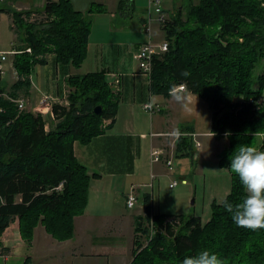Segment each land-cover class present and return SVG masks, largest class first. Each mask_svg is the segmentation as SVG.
Here are the masks:
<instances>
[{
    "label": "trees",
    "instance_id": "obj_1",
    "mask_svg": "<svg viewBox=\"0 0 264 264\" xmlns=\"http://www.w3.org/2000/svg\"><path fill=\"white\" fill-rule=\"evenodd\" d=\"M127 2L120 0L119 8L124 10ZM107 11L99 2L77 10L71 0L49 1L34 11H11L22 44L13 55L18 79L9 95L0 84V237L15 217L29 242L40 223L60 241L74 235V219L84 213L91 178L97 175L78 160L74 144H89L113 125L118 95L106 72L94 71L68 78V103H52L53 116L20 111L8 96L18 98L20 89L29 87L36 65L46 64L51 52L58 62L80 67L87 57L94 16ZM33 12H45L47 17L30 21L26 17ZM161 25L168 49L153 58L151 90L169 95L184 84L209 103L214 136L229 133L219 164L232 175L225 199L237 203L245 190L230 169V156L241 145L264 148V0L192 1ZM99 104L103 110L96 114ZM105 120L109 122L103 126ZM185 129L176 142L182 156L191 154L194 145L193 137L184 134L193 130ZM150 198L146 197L145 215L137 219L130 264H181L185 256L204 249L226 264H264V229L237 227L222 202L213 203L206 223L196 216H177L173 224L152 212Z\"/></svg>",
    "mask_w": 264,
    "mask_h": 264
},
{
    "label": "crops",
    "instance_id": "obj_2",
    "mask_svg": "<svg viewBox=\"0 0 264 264\" xmlns=\"http://www.w3.org/2000/svg\"><path fill=\"white\" fill-rule=\"evenodd\" d=\"M49 1L57 0H0V15H7L15 31H18L13 23L11 11L42 9ZM119 1L71 0L74 8L81 11H85L93 2L107 5V12L94 16H114L112 25L108 23L107 29L104 30V34L107 32L106 37L99 41L92 40L97 28L92 29L88 55L80 67L60 64L56 73H51L49 68L44 72L37 71V83L32 81L31 74L29 87L22 88L25 96L19 97L26 98L27 109L33 112L34 108L40 105L41 97L46 94L54 98L53 103L67 104V80L71 75L82 76L101 70L106 72L119 99L115 121L89 144L76 141L74 150L78 160L87 167L89 173L97 174L91 178L90 193L93 184L100 192L114 191L116 198L122 199L125 211L121 215L115 213L119 212L113 209L117 199L92 197L89 208L74 219L73 237L64 241L56 239L40 223L35 227L33 239L29 242L22 237L19 218L15 217L0 237V264H78L79 260L80 264H130L135 253L137 219L145 215L146 197L150 195L151 204L153 201V194L145 190L150 186L146 179L153 181L154 178L164 175L167 169L165 160L179 155L176 151L177 137L173 135L174 131L178 129L182 133V128H187L192 129L196 136L201 132L214 135L211 131L212 109L204 98L187 89H173L169 95L152 92L150 76L142 71L136 56L140 45L147 40L145 22L149 0H128L124 10L119 8ZM192 1L198 0H161L162 7L169 17ZM135 15L139 17L144 31L139 25L131 26L128 22L125 23L126 21H123L122 25L116 23L117 17L130 16L132 20ZM129 28H134L133 33L137 36L133 41L122 39V34H127ZM152 30L153 39L161 43L166 41L160 23L153 24ZM17 37L21 43L12 45L11 50L22 44L19 33ZM131 42L136 44V47L130 50ZM11 55V65L17 73L13 66V54ZM49 57L50 53L46 56L47 61ZM36 70L35 68L34 71ZM44 76L48 78L45 91ZM9 79L1 78L0 84L5 85ZM10 91H5V94L9 95ZM177 95L184 97L182 103L175 99ZM146 103L153 104L154 110L145 109L143 105ZM175 103L178 109L175 108ZM49 109L45 107L44 114L48 113ZM173 109L179 115L178 118L176 114L173 116ZM202 127L205 128L200 129ZM153 146L165 151L159 162H153L151 159ZM105 179H109L111 183H105ZM131 191L136 192L137 203L141 201V206L132 213H126L134 208L127 204V194ZM101 208L108 210L102 211Z\"/></svg>",
    "mask_w": 264,
    "mask_h": 264
},
{
    "label": "rangeland",
    "instance_id": "obj_3",
    "mask_svg": "<svg viewBox=\"0 0 264 264\" xmlns=\"http://www.w3.org/2000/svg\"><path fill=\"white\" fill-rule=\"evenodd\" d=\"M110 1L112 2V0ZM155 7L156 5L150 6L148 3V7L146 8V15L148 16V13L150 11L152 13V16L156 18L157 12L155 11ZM168 8L171 9V7ZM98 14H102V13H98ZM46 17L47 14L45 12H37V14L35 15V20H44L46 19ZM113 20H114V16L111 14L103 15L102 17L96 16V18H94V20L92 21L93 23L91 26V30L97 28V30L94 32V35L92 36V40L99 41L100 39H104L107 34V32H105L104 34V30L107 29L108 23L112 25ZM115 20L116 23H118V25H122L123 21H126L125 23L128 22V25L131 26L139 25L141 30L144 31L141 26L140 19L137 15H135V18H133L132 20L130 16L125 18L117 17ZM156 22L157 21H155L154 24ZM133 32H134V28L132 29L129 28L127 34H122V39H125L127 41L135 40L137 36ZM17 36H18V31H15L7 15L1 14L0 15V49L1 50L0 51H2V49L11 50L12 49L11 47H13L12 45H14L15 43L17 44L18 42L21 43L20 39ZM146 37L148 40L147 31H146ZM153 38H154V33H153ZM153 41L157 44L161 43V41H157L156 39H153ZM142 44L138 48V51L140 50ZM134 47H136V44L131 42V44H129V49L131 50ZM90 53H92V50ZM11 56L12 55L9 54L6 63V73L2 78V79L10 78L9 81L7 82L5 81L6 91H10L11 85L14 83V81L18 79L17 77L18 74L14 72V69L12 68L11 65V59H12ZM60 64H65V63L58 62L56 53L51 52L50 57L46 64H42L43 65L42 67H37V66L35 67L37 70L32 73V81L37 83V77H36L37 71L43 70L44 72V70L49 68V70H51V73H56L57 68ZM66 64L70 66H74L71 63H66ZM262 64L263 63L261 62L257 66L255 72L256 74L261 71ZM47 79L48 78L44 76L43 83L46 81L43 85L44 91L46 88L45 85L47 83ZM22 91L23 89H20L19 91L20 96H25L24 91L23 92ZM175 108L178 109L176 103H175ZM175 112L176 111H174L173 109L172 112L173 116L176 114ZM176 115L178 118L179 115L178 114ZM104 124L105 123H103V126ZM204 128L205 127H202L200 129H204ZM189 133L186 134L189 135ZM196 138L197 141L200 142V145L198 146L197 143L194 142L193 150L191 154L187 156H182L180 154L175 156L172 159L173 161L172 169H170L167 166L166 167L167 169L165 170L166 173L164 175H160L154 178L153 181L150 178L146 179V181L150 183L149 184L150 186L145 188V190L150 191V193L153 194V201L151 206L153 212L159 214L162 218L166 219L167 221L169 220V222H172L173 224L176 223L177 216L178 217L183 216L186 218L196 216V217H200L203 223H206L208 220H210L212 216L213 203L222 202L228 196V194L232 189V175L230 170L228 168L220 166L219 164V153L228 145V138L226 136L222 138H217L214 135H209L204 132L199 133V135L196 136ZM256 147H259V145H257ZM262 150H264V148ZM168 168L170 170H168ZM161 171H163V169ZM182 176H185L187 183L181 182ZM175 181L176 184H174V186H171L170 184L174 183ZM104 182L107 184L111 183L109 182V179H105ZM90 188H91V181L89 186V195H88L86 210L89 208V205L93 200L92 197H96L97 199H104V198L108 200L117 199L115 201V206L113 207V209L119 212H115V213L121 215L125 211V206L122 199L120 197L116 198L114 191L108 190L107 192L104 191L100 192L97 190V188L94 187L93 184L92 191L90 193ZM140 206H141V201L139 203H136L134 208L130 211H127L126 213H132L135 210H138ZM101 209L102 211L108 210V208H101ZM145 225H147V222H145ZM142 242L146 244L145 236L142 238ZM78 264H80V260Z\"/></svg>",
    "mask_w": 264,
    "mask_h": 264
},
{
    "label": "clouds",
    "instance_id": "obj_4",
    "mask_svg": "<svg viewBox=\"0 0 264 264\" xmlns=\"http://www.w3.org/2000/svg\"><path fill=\"white\" fill-rule=\"evenodd\" d=\"M187 76L188 73H182ZM175 99L183 102L184 97L177 95ZM213 133V132H212ZM256 132L254 135H259ZM173 135H181L175 130ZM229 133H226V136ZM230 169L239 178L245 195L237 203L224 199L222 205L237 227L252 231L264 229V150L251 145H241L238 151L230 156ZM181 264H226L225 260L207 249L195 255L185 256Z\"/></svg>",
    "mask_w": 264,
    "mask_h": 264
},
{
    "label": "built area",
    "instance_id": "obj_5",
    "mask_svg": "<svg viewBox=\"0 0 264 264\" xmlns=\"http://www.w3.org/2000/svg\"><path fill=\"white\" fill-rule=\"evenodd\" d=\"M149 5H156L155 7V11L157 12V17L154 18L152 16V13L149 11L148 16L146 18V22H145V29L148 33V40L142 44L140 50L137 52V59L139 61V66L142 69V71L146 74H148L149 76H151V72H152V68H153V58L155 56V54H157L158 52H162V51H166L168 49V43L167 41H163L160 44H157L153 41V24L155 21H157L160 24H165L169 18L168 14L164 11L163 7H162V2L161 0H149ZM37 14V12H33L30 16L26 17L28 20L30 21H35V15ZM26 51L31 52L32 49L31 47H28L26 49ZM20 52L17 48H14L13 50L10 51H0V79L4 77L5 73H6V63L8 60V56L9 54H15ZM175 90H186V86L184 84L178 85L177 87L174 88ZM10 100L14 101L17 105L20 111H24L27 110V100L25 97H18V98H13L10 97ZM52 103H53V99L50 95H44L43 97H41L40 99V105H38L37 107L34 108V112H40V113H45L44 108L45 107H49V111L48 113H51V115L53 116V112H52ZM144 108L150 111L154 110V105L151 103H146L144 104ZM1 110V108H0ZM105 124L108 123V120L104 121ZM104 124V125H105ZM157 135V134H156ZM189 135H192L194 137V140L196 141L197 145H200V142L196 140V134L189 133ZM260 150H262L260 148ZM164 150L160 147H156L153 146L151 149V159L153 162H159L160 160H162L163 154H164ZM166 164L167 166L172 169V164L173 161L172 159H166ZM182 183H187V180L185 178H182L181 180ZM174 184H176V181L174 183H171V186H174ZM61 186V185H60ZM59 186V187H60ZM138 201V196L136 194L135 191H131L127 194V204L129 207H133L135 206V204ZM169 221V220H168ZM149 227L151 228V238L152 235L154 234L155 228H154V224H153V214H152V218L149 222ZM150 238V239H151ZM149 242L148 239H146V244L147 245Z\"/></svg>",
    "mask_w": 264,
    "mask_h": 264
},
{
    "label": "water",
    "instance_id": "obj_6",
    "mask_svg": "<svg viewBox=\"0 0 264 264\" xmlns=\"http://www.w3.org/2000/svg\"><path fill=\"white\" fill-rule=\"evenodd\" d=\"M102 110H103V106L100 105V104L97 105V106H95V108H94V112H95L96 114H101Z\"/></svg>",
    "mask_w": 264,
    "mask_h": 264
}]
</instances>
